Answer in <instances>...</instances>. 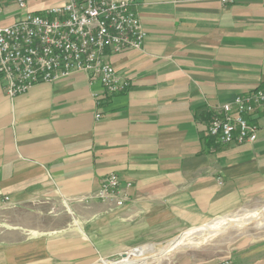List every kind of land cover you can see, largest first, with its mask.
<instances>
[{"label":"crops","instance_id":"1","mask_svg":"<svg viewBox=\"0 0 264 264\" xmlns=\"http://www.w3.org/2000/svg\"><path fill=\"white\" fill-rule=\"evenodd\" d=\"M67 1L0 0V28ZM135 11L142 48L105 57L125 93L75 74L10 99L0 82V209L39 208L51 225L0 239V264H96L264 203V106L248 117L253 144L207 134L214 110L264 88V0H137ZM109 175L131 185L119 193L129 201L101 195ZM259 226L227 239L204 230L160 264H264Z\"/></svg>","mask_w":264,"mask_h":264},{"label":"built area","instance_id":"2","mask_svg":"<svg viewBox=\"0 0 264 264\" xmlns=\"http://www.w3.org/2000/svg\"><path fill=\"white\" fill-rule=\"evenodd\" d=\"M235 0H220L224 5ZM20 10L26 0H15ZM137 0H68L64 6L45 9L41 14H25L9 27L0 28V82L10 99L26 94L33 86L86 74L99 82L105 95L125 93L129 83L105 60L106 54L139 50L145 40L135 7ZM97 107L103 96L92 94ZM264 106V88L236 97L233 104L214 110L207 134L225 145L253 144L255 128L249 122L253 109ZM96 118H99L97 116ZM116 175L101 182L103 197L118 196L129 189ZM124 189V190H125ZM122 193V192H121ZM220 264H232L225 260Z\"/></svg>","mask_w":264,"mask_h":264},{"label":"rangeland","instance_id":"3","mask_svg":"<svg viewBox=\"0 0 264 264\" xmlns=\"http://www.w3.org/2000/svg\"><path fill=\"white\" fill-rule=\"evenodd\" d=\"M244 210L253 211V210H264V203L251 205L248 207H244L239 209V211L234 212L230 215L237 213L238 215H242ZM41 210L39 208L31 209L27 207H16V208H1L0 209V239L5 240L6 242L10 241V239H18L21 238L20 234L15 235L16 232L24 233L25 230H35V229H47L51 228L50 224H46V221H42L40 217ZM229 216V215H226ZM225 217V216H224ZM224 217L222 219L216 220L215 222L209 224L207 227H203L202 230L210 233H219L225 239L228 237H237L247 236L249 233H254L260 230V224L264 223V216H251V217H243L237 219L236 217L231 218L229 222L224 224ZM262 222V223H261ZM259 228V229H258ZM203 231L198 236H193L192 238H184L176 241L172 245L166 247L162 253L163 258L170 251V247L173 245L182 246L189 242L196 243L198 239L203 236ZM217 237V236H216ZM24 238V236H22ZM159 248H155V250H139V251H129L124 253L123 255H115L108 258L100 259L96 264H111L113 262L119 261H130L133 264H160L162 259L157 262L159 255L157 254V250Z\"/></svg>","mask_w":264,"mask_h":264},{"label":"bare ground","instance_id":"4","mask_svg":"<svg viewBox=\"0 0 264 264\" xmlns=\"http://www.w3.org/2000/svg\"><path fill=\"white\" fill-rule=\"evenodd\" d=\"M243 214L242 215H238L237 213L229 216V217H224V224H226L227 222H229V220L231 218L234 219V217H236L237 219H240V218H243V217H251V216H264V210H253V211H247V210H244L242 211ZM195 231V230H194ZM204 230H197L196 232H187L186 233V237L185 238H192L193 236H198L200 235ZM185 233V232H184ZM180 239H184V237H178L177 239L173 240L170 245H172L173 243H175L176 241L180 240ZM170 245H162L159 247V249L157 250V254L159 255V258L157 260V262L159 263V261L163 258V251L166 247L170 246ZM111 264H133L132 262L130 261H127V260H124V261H119V262H113ZM135 264H140V263H135Z\"/></svg>","mask_w":264,"mask_h":264}]
</instances>
